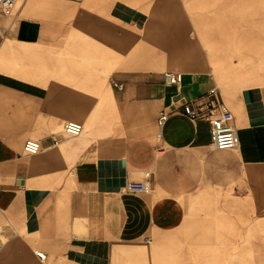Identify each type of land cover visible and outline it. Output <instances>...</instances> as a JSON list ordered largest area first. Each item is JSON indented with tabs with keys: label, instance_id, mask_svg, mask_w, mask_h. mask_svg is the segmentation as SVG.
Listing matches in <instances>:
<instances>
[{
	"label": "crops",
	"instance_id": "obj_1",
	"mask_svg": "<svg viewBox=\"0 0 264 264\" xmlns=\"http://www.w3.org/2000/svg\"><path fill=\"white\" fill-rule=\"evenodd\" d=\"M249 1L194 0L167 18L149 0L0 11V264H239L247 238L264 264V72L231 90L213 74L264 64V27L242 19L263 3ZM213 86L234 114V148H216L208 120L183 111ZM71 119L79 135L64 132ZM146 170L151 192L126 191Z\"/></svg>",
	"mask_w": 264,
	"mask_h": 264
},
{
	"label": "built area",
	"instance_id": "obj_2",
	"mask_svg": "<svg viewBox=\"0 0 264 264\" xmlns=\"http://www.w3.org/2000/svg\"><path fill=\"white\" fill-rule=\"evenodd\" d=\"M22 0H0V11L4 15L11 14L15 6ZM81 1V0H75ZM1 34V29H0ZM165 76L172 83L178 81V76L174 71L167 70ZM113 85L122 88L124 83L113 81ZM183 111L189 116L204 117L210 124L211 143L219 149L234 148L239 143V136L234 124V114L230 107L222 99L217 86L208 89L202 96L194 101H189L183 105ZM168 111L163 110L158 118V122L163 124L168 118ZM83 130V124L77 120H68L64 123V132L69 135H79ZM28 153H36L41 149L40 141L27 139L24 145ZM152 172L146 170L144 177L139 180H130L125 185L126 191L149 193L152 190ZM37 255L44 260L46 254L37 250Z\"/></svg>",
	"mask_w": 264,
	"mask_h": 264
},
{
	"label": "rangeland",
	"instance_id": "obj_3",
	"mask_svg": "<svg viewBox=\"0 0 264 264\" xmlns=\"http://www.w3.org/2000/svg\"><path fill=\"white\" fill-rule=\"evenodd\" d=\"M149 1H150V4L153 8L163 9V12L165 13L166 18H167V15L170 16L171 14H174L176 12L177 8H184L187 10L190 7L191 1H194V0H149ZM260 1L263 3V6H261V8H264V0H260ZM227 2L230 5H228ZM226 3L228 5L227 7H230V8H233L234 6L239 7L240 4L242 3V0H212V3L210 2L213 9L223 8L224 4H226ZM249 3H250L249 6L252 7V0H250ZM234 4H236V5H234ZM233 12H236V11H231V13H233ZM230 18L233 19L234 24L238 23L237 18H235V16L230 15ZM243 18L245 21L247 19L248 20L255 19L256 24H260L261 27H264V14H262L261 16H254V17L245 15L244 17H242V19ZM239 22H240V20H239ZM241 22H243V21L241 20ZM259 56L260 57L258 59L263 57L262 59L264 60V48L260 49ZM230 60L236 61L237 59H236V57L231 56ZM229 66H230V71L232 73H230L231 75H229L228 78L220 79V78H218V76L216 75V73L214 71H213V74L217 78L216 83H218V85H222V83L228 84L229 86H231L230 90L232 89V87L233 88H239V87H241L245 84H248V83L249 84L255 83V82H253L252 79H244L245 78L244 76H247V75H248L247 77L251 76V72H256L257 74L260 71L264 72V64L259 65V67L258 66L255 67V65H253L252 63L241 64V65H239V67L237 64H229ZM232 68H235L236 70L238 69V71L233 72L231 70ZM247 71H249V74L246 73ZM256 82H259V81H256ZM81 121L85 122L84 120H81ZM247 226H249V225H247ZM203 241H207V240H203ZM207 242H209V241H207ZM231 242L232 241H229V243H231ZM251 242H252V240H250V239L245 240V243H248L249 245L245 244L244 254L246 256L244 255L242 258H240L239 264H253L252 249H248L249 247H251V244H252ZM234 246H235V244L233 245L232 243H231V245H229V247H230L229 252L235 251ZM206 252H208V250ZM249 254H251V255H249ZM203 259H205L203 264H227L228 260H229V263H232V262L235 263L234 257H232V256H230V257L221 256V255H219V256L212 255L211 256L210 254H208L206 257H203ZM215 259H216V261H215ZM235 259H236V257H235ZM206 260H207V263H206ZM214 261H215V263H214Z\"/></svg>",
	"mask_w": 264,
	"mask_h": 264
},
{
	"label": "bare ground",
	"instance_id": "obj_4",
	"mask_svg": "<svg viewBox=\"0 0 264 264\" xmlns=\"http://www.w3.org/2000/svg\"><path fill=\"white\" fill-rule=\"evenodd\" d=\"M230 209H231V208H230ZM232 215H233V214H232ZM249 215H251V214H249ZM246 221H247V220H246ZM249 227H250V226H249ZM260 228H261V227H260ZM247 233H248V232H247ZM251 235H253V234H251ZM244 236H245V235H244ZM245 237H246V236H245ZM247 239H248V238H247ZM247 239H245V240H247ZM244 242H245V241H244ZM244 242H243V243H244ZM251 243H252V242H251ZM248 245H249V244H248ZM251 245H252V244H251ZM248 249H250V247H249ZM256 250H257V249H256ZM249 251H250V250H249ZM253 253H254V252H253ZM249 255H251V254H249ZM245 256H246V255H245ZM239 257H240V256H239ZM241 258H242V257H241ZM248 258H249V257H248ZM252 260H253V259H252ZM252 260H251V261H252ZM254 260H255V259H254ZM236 261H237V260H236ZM238 262H239V261H238Z\"/></svg>",
	"mask_w": 264,
	"mask_h": 264
}]
</instances>
